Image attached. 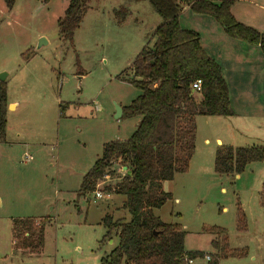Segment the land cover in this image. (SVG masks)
<instances>
[{
  "label": "rangeland",
  "instance_id": "rangeland-1",
  "mask_svg": "<svg viewBox=\"0 0 264 264\" xmlns=\"http://www.w3.org/2000/svg\"><path fill=\"white\" fill-rule=\"evenodd\" d=\"M68 2L16 0L8 10L0 0V74L16 106L12 111L7 106L8 133L0 141V264H100L118 243L116 235L101 242L106 232L102 219L129 217L123 197L102 192L117 178L99 182L102 199L78 191L103 145L126 140L136 129L138 118L115 120V111L140 95L129 82L128 69L141 49L152 45L162 21L146 1L89 0L69 44L57 29ZM232 10L243 25L264 31V0H236ZM181 18L184 27L199 33L207 29L217 40L211 45L204 41L203 48L231 81L226 61L240 51L236 46L248 45L225 37L209 17L188 11ZM249 67L241 92L253 88L251 97L262 107L248 108L256 110L251 115L258 119H247L244 111L250 110L239 111L242 102L235 96L240 84L233 79L235 115L196 118L189 169L163 183L162 191L172 197L154 210L163 222L180 225L186 252L216 254L211 241L220 243L223 235L211 232L214 227L224 230L230 250L247 252L219 264H264V160L248 165L238 178L219 176L213 169L220 145L264 148V76L256 77L259 70L264 73V61ZM237 204L245 214V231L237 230ZM26 218L43 220L39 254L16 250L12 243L11 221ZM206 263L195 259L191 264Z\"/></svg>",
  "mask_w": 264,
  "mask_h": 264
},
{
  "label": "trees",
  "instance_id": "trees-1",
  "mask_svg": "<svg viewBox=\"0 0 264 264\" xmlns=\"http://www.w3.org/2000/svg\"><path fill=\"white\" fill-rule=\"evenodd\" d=\"M3 1L8 10L16 2ZM88 1L69 0L63 17L57 21L59 35L69 44ZM127 1H146L162 23L153 32L152 45L146 44L128 69L129 82L140 95L122 108V117L139 119L135 131L126 140L104 144L101 157L83 175L79 187L78 195L84 197L93 194L105 177L117 178L112 188L107 186L102 192L123 197V209L129 216L128 219L114 220L110 216L102 219L106 232L101 242L116 235L118 243L100 264H188V260L205 256H209L206 264H219L221 259L244 257L246 250H230L224 230L216 227L210 228L211 232L217 230L223 235L221 245L211 241L216 254L186 252L185 233L180 225L163 222L154 210L172 197L162 191V184L189 169L195 148L196 118L234 115L221 67L202 49L198 34L180 26V13L188 8L192 13L208 16L227 37L257 47L263 54L264 32L234 18L231 8L236 0ZM198 80L200 91L191 93V85ZM6 109V83L0 81V141L5 137ZM263 160V147L220 145L215 151L213 169L219 176H237L248 165ZM119 171L123 172L118 174ZM245 222V214L237 204L238 231H245ZM43 228L41 219L12 220L14 248L32 255L41 253Z\"/></svg>",
  "mask_w": 264,
  "mask_h": 264
},
{
  "label": "crops",
  "instance_id": "crops-1",
  "mask_svg": "<svg viewBox=\"0 0 264 264\" xmlns=\"http://www.w3.org/2000/svg\"><path fill=\"white\" fill-rule=\"evenodd\" d=\"M236 2V1H235ZM235 4V3H234ZM234 6V5H233ZM233 6H232V8H233ZM232 8H231V13H232V15L234 16V18L239 22V23H241V24H243L234 14H233V10H232ZM188 11H190L188 8H184L183 10H182V12L180 13V15H179V23H180V26L183 28V29H187V30H192V31H194L193 29H191L190 27H184L185 25H183V24H185L184 22L185 21H183L182 20V18H181V16L182 15H187V12ZM201 17H203V15H200ZM187 17V16H186ZM192 17V16H191ZM204 17H208V16H204ZM210 18V17H209ZM212 19V18H211ZM203 20V19H202ZM204 21H206L207 22V20H204ZM212 23H214L219 29H221L220 27H219V25L212 19ZM208 24H210L209 22H207ZM211 26V25H210ZM245 26H247V25H245ZM212 28H213V26H212ZM253 28V27H252ZM253 29H255L256 31H258V32H260V33H263L264 31L262 30V29H259V28H253ZM221 31H222V29H221ZM194 32H196L197 34H198V36H199V41H200V45H201V47H202V49L204 50V48H203V43H204V41H206V43H208V42H210V43H208V45H211V44H213V43H215V41H217V40H215L214 39V37L212 36V34H210V32L207 30V29H204L201 33H199V32H197V31H194ZM223 32V31H222ZM224 33V32H223ZM225 35V34H224ZM220 37H222V36H220ZM225 37H227L226 35H225ZM228 38V37H227ZM240 42V41H239ZM240 51H237L236 52V54L234 55V57H230L229 59H227V61L226 62H228L229 64H230V73L232 74V80L231 81H228L227 79H225L226 77V75H223V70H222V76H223V78H224V80H225V82H226V80H227V82H226V84H227V88H228V96H229V100H230V105H231V107H232V97H233V92H232V85H233V79H235V81L236 82H238L239 84H240V86H239V91H240V93H239V98H237V96H235V101H236V99L237 100H239V102H242V106L240 107V110L239 111H241V110H250L248 107H250V106H254V107H256V109L258 110V106H257V104L259 105V107H260V109H261V107H262V104L261 103H259V102H261L260 100H258V102L257 101H255L252 97H251V95H252V91H253V88H248V89H244L242 92H241V90H242V88H243V85L242 84H245L246 82V80H245V75H247V68L248 69H250V65H252V63H254L255 64V62L256 61H259V62H262V61H264V58L263 57H261L260 56V54H258L257 53V51L259 52V53H261L262 55H264L260 50H259V48H257V47H253V46H236ZM205 51V50H204ZM255 53H257V54H255ZM245 54V56H242V55H244ZM254 57V58H253ZM216 62V61H215ZM258 68V67H257ZM259 70V69H258ZM262 76H264V73H263V71H261V70H259L258 71V74L256 75V77H258L259 79H261V77ZM239 79H241V80H239ZM261 81H263L264 82V78H262L261 79ZM247 91H249V93L247 92ZM263 94L264 93H262L261 95L263 96ZM262 96L261 97H259L260 99L262 98ZM264 98V97H263ZM6 101H7V106L9 105L10 106V110H11V108H13L12 110H14V108L16 107L15 105H13L12 103H10V101H9V99H8V91L6 92ZM232 109H233V107H232ZM11 110V111H12ZM234 111V110H233ZM252 111H256V110H250V112H248V111H244V112H246L245 113V116L247 117V119H252V118H257L258 119V117L257 116H254V115H251V114H256V113H252ZM258 113V112H257ZM235 115V114H234ZM233 117V116H232ZM7 133H8V128H6L5 129V136H7ZM241 134V133H240ZM205 143H207L208 141L207 140H205L204 141ZM216 143L217 144H222V142L220 141V140H216ZM256 146V145H255ZM25 155H27V154H25ZM25 155H24V158H25ZM193 157V156H192ZM239 177V175H237V176H235V178H238ZM162 187H163V184H162ZM170 194V193H169ZM158 217V216H157ZM160 218V217H159Z\"/></svg>",
  "mask_w": 264,
  "mask_h": 264
},
{
  "label": "built area",
  "instance_id": "built-area-1",
  "mask_svg": "<svg viewBox=\"0 0 264 264\" xmlns=\"http://www.w3.org/2000/svg\"><path fill=\"white\" fill-rule=\"evenodd\" d=\"M200 85H201V82H200L199 80L196 81V82H194V83L191 85V89H192V91H193V92H199V91H200ZM24 159L27 160V161H29V160H31V157H29L28 155H25V158H24ZM121 172H123V171H121ZM104 179H108V177H105ZM98 187H99V185H98ZM98 187H97V190H96L93 194H95V195H94L95 199H102V192H99V191H98ZM204 260H205L206 262H208V261H209V256H205ZM192 261H193V260H188L187 263H188V264H191Z\"/></svg>",
  "mask_w": 264,
  "mask_h": 264
},
{
  "label": "water",
  "instance_id": "water-1",
  "mask_svg": "<svg viewBox=\"0 0 264 264\" xmlns=\"http://www.w3.org/2000/svg\"><path fill=\"white\" fill-rule=\"evenodd\" d=\"M40 41H41L40 44H42L43 43L42 41L44 40L41 39ZM0 81L1 82L5 81V74H0ZM191 93H194V92L191 90ZM121 116H122V110L120 108H116L114 119L118 120Z\"/></svg>",
  "mask_w": 264,
  "mask_h": 264
}]
</instances>
